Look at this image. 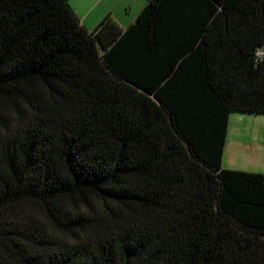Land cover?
Returning a JSON list of instances; mask_svg holds the SVG:
<instances>
[{
	"label": "trees",
	"instance_id": "trees-1",
	"mask_svg": "<svg viewBox=\"0 0 264 264\" xmlns=\"http://www.w3.org/2000/svg\"><path fill=\"white\" fill-rule=\"evenodd\" d=\"M264 114V0H149L87 28L0 0V264H264V173L222 161Z\"/></svg>",
	"mask_w": 264,
	"mask_h": 264
},
{
	"label": "crops",
	"instance_id": "crops-1",
	"mask_svg": "<svg viewBox=\"0 0 264 264\" xmlns=\"http://www.w3.org/2000/svg\"><path fill=\"white\" fill-rule=\"evenodd\" d=\"M149 0H70L71 6L89 29L95 28L106 16L111 15L121 27H128ZM229 116L228 135L223 156V167L264 173V114L235 115V123L240 122L229 142L231 128ZM236 130V131H237ZM231 147L229 158L228 147ZM245 158V159H244Z\"/></svg>",
	"mask_w": 264,
	"mask_h": 264
},
{
	"label": "rangeland",
	"instance_id": "rangeland-1",
	"mask_svg": "<svg viewBox=\"0 0 264 264\" xmlns=\"http://www.w3.org/2000/svg\"><path fill=\"white\" fill-rule=\"evenodd\" d=\"M235 115H253V114H249V113H243V112H237V111H233V112H231V116H232V118H231V130H230V138H229V142H232V137L233 136H235L234 135V133H237L238 132V130H237V128L241 125V123L240 122H237V123H235V121H234V119H233V117L235 116ZM237 130V131H236ZM231 147L229 146L228 147V150H227V157L229 158V156H230V152L233 150L232 148V150L230 149ZM229 149L231 150V151H229ZM245 159V158H244Z\"/></svg>",
	"mask_w": 264,
	"mask_h": 264
}]
</instances>
